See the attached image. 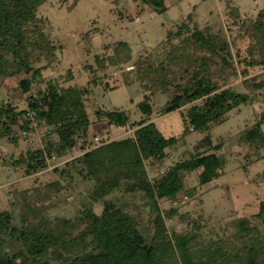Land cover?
I'll return each instance as SVG.
<instances>
[{"label": "trees", "instance_id": "1", "mask_svg": "<svg viewBox=\"0 0 264 264\" xmlns=\"http://www.w3.org/2000/svg\"><path fill=\"white\" fill-rule=\"evenodd\" d=\"M48 1L0 0V84L24 74L19 85L29 94L24 110L12 99L0 101V142L18 144V130L26 139L36 123L46 128L44 144L30 146L14 164L30 176L67 158L54 168L59 178L17 195L12 203L17 216L0 211V264H264V199L252 217L228 220L222 234L209 240L201 238L202 225L178 203L180 196L196 195L197 186L188 184L192 172L198 171L201 187L225 173L224 144L214 141L212 131L264 90V8L253 18L234 0H224L223 12L218 0H200L193 7L202 13L200 19L192 9L145 55L135 58L131 45L117 40L105 46L106 54L95 55V65H85V85H76L74 70L68 69L36 94L32 91L42 68L31 62L33 50L54 54L57 49L42 30L46 19L38 15ZM168 3L138 0L139 7L160 12ZM236 26L239 31L231 37ZM239 38L247 41L243 49ZM123 67H130L123 72V85H137L144 93L137 103L141 117L133 120L125 110L99 104L91 112V94L110 70ZM254 68L260 70L253 73ZM240 77L242 91L234 83ZM158 95L165 98L159 107L154 101ZM176 110L182 114L183 133L166 137L154 114ZM92 113L107 128L129 125L132 132L115 139L96 136L90 142ZM263 125L264 118L239 135L256 160L264 158ZM191 132L202 136L189 148L190 156L163 165L171 149L189 146ZM147 162L163 165L164 171L151 177ZM80 184L87 194L76 213L53 215L56 195ZM147 200L154 209L145 216L140 206ZM161 201L176 203L163 209ZM176 215L192 227L179 231L169 226L167 219Z\"/></svg>", "mask_w": 264, "mask_h": 264}, {"label": "rangeland", "instance_id": "2", "mask_svg": "<svg viewBox=\"0 0 264 264\" xmlns=\"http://www.w3.org/2000/svg\"><path fill=\"white\" fill-rule=\"evenodd\" d=\"M234 1L243 12H247L253 18L260 9L264 8V0ZM199 2L200 0H169L165 12L156 11L144 4L139 7L138 0H50L42 4L38 12L39 17L46 19L42 30L50 35L57 49L54 54L42 51L46 49L33 50L31 62L35 67L42 68V78L34 85L32 93L38 94L40 90L45 89L47 80L65 76L68 69L74 70L76 85H85L89 80L85 65H95V55L101 52L106 54L105 46L117 40L127 41L133 49L135 58L145 55L162 40L167 30L176 27V24ZM217 3L218 8L223 12L225 1L218 0ZM197 10H194V13L196 18L200 19L202 13L199 14ZM234 30V33L230 34L231 37L237 34L239 27L236 26ZM237 42L242 49L247 45L245 38H239ZM123 68L110 70L105 79H102V85L91 94L92 97L90 96L87 101L91 112H94L99 104L107 109L116 107L125 110L133 120L141 117L137 103L144 93L141 89H137V85L136 87L123 85V72L130 67ZM259 70L254 68L252 72L256 73ZM100 75L103 76V73ZM23 77L24 74L10 76L4 80V85L0 84V101L7 102L8 99H12L19 110L28 108L29 94L23 92L19 85V80ZM242 80L243 78L240 77L234 82L241 91L245 90L241 84ZM107 82L109 85L106 89L104 84ZM163 99L165 100L161 95L154 97L158 107L164 104ZM263 118L264 90L252 95L251 101L239 109L230 112L228 119L212 131L214 141H222L224 144L220 154L227 162L225 173L219 179L202 187L199 185L198 171L192 172L188 177V184L197 186L196 195L180 196L178 203L182 211L190 212V217L200 222L201 238L204 240L216 238L217 232L222 234L223 225L228 220L252 217L259 211V203L264 199V158L256 160L251 146L239 135L245 128ZM92 120L90 142L94 141L96 136L98 138L109 136L115 139L132 132L129 125L107 128V123H100L94 113ZM154 120L166 137L179 136L183 133V118L179 110L164 115L156 111ZM45 131L46 128L39 127L35 123V128L26 135L28 136L26 139L23 135L24 131L18 130L20 137L18 144L7 140L0 142V211L12 210L17 216L19 210L13 207L12 203L22 190L45 185L59 178L60 175L54 172V168L57 165L62 166L67 158L55 160L48 169L30 176L25 175L24 169L14 164L21 153L26 152L30 146L37 147L44 144ZM201 136L196 132L189 133L187 136L189 146L180 144L177 148L171 149L163 165L189 157L190 149H193V145ZM77 153L79 151H75L74 154ZM261 154L264 155V148L261 149ZM163 165L147 162L150 176L163 172ZM75 188L67 187L56 195L57 205L52 210L53 215L76 213L79 200L81 196L87 194V189L83 184ZM175 203V201H161L163 209L170 208ZM101 208L98 206L97 210L101 211ZM140 208L146 216L148 209L143 206ZM167 224L179 231L192 227L178 215L167 219Z\"/></svg>", "mask_w": 264, "mask_h": 264}, {"label": "water", "instance_id": "3", "mask_svg": "<svg viewBox=\"0 0 264 264\" xmlns=\"http://www.w3.org/2000/svg\"><path fill=\"white\" fill-rule=\"evenodd\" d=\"M141 206L146 207L150 213H152L154 206L150 200H147L141 204Z\"/></svg>", "mask_w": 264, "mask_h": 264}]
</instances>
